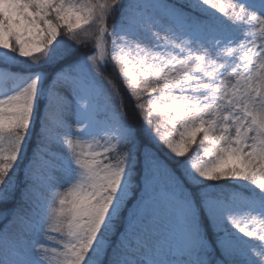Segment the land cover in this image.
Returning <instances> with one entry per match:
<instances>
[{
    "label": "snow or ice",
    "instance_id": "6c2138e0",
    "mask_svg": "<svg viewBox=\"0 0 264 264\" xmlns=\"http://www.w3.org/2000/svg\"><path fill=\"white\" fill-rule=\"evenodd\" d=\"M0 264H264V0H0Z\"/></svg>",
    "mask_w": 264,
    "mask_h": 264
},
{
    "label": "trees",
    "instance_id": "16d2710c",
    "mask_svg": "<svg viewBox=\"0 0 264 264\" xmlns=\"http://www.w3.org/2000/svg\"><path fill=\"white\" fill-rule=\"evenodd\" d=\"M115 19H116V17H112V18H110L109 19V25L111 26V24L115 21ZM90 49H83L82 50V52H81V54H83L84 52H87V51H89ZM126 104L129 106V107H131V105H132V103H134V102H131V101H129L127 98H126Z\"/></svg>",
    "mask_w": 264,
    "mask_h": 264
}]
</instances>
